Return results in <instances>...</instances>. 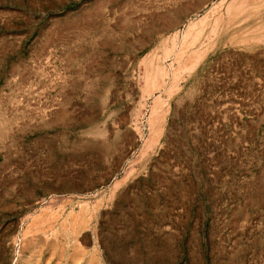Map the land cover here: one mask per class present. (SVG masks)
Here are the masks:
<instances>
[{"label": "rangeland", "instance_id": "rangeland-1", "mask_svg": "<svg viewBox=\"0 0 264 264\" xmlns=\"http://www.w3.org/2000/svg\"><path fill=\"white\" fill-rule=\"evenodd\" d=\"M0 264H264V0H0Z\"/></svg>", "mask_w": 264, "mask_h": 264}, {"label": "bare ground", "instance_id": "bare-ground-1", "mask_svg": "<svg viewBox=\"0 0 264 264\" xmlns=\"http://www.w3.org/2000/svg\"><path fill=\"white\" fill-rule=\"evenodd\" d=\"M255 5V4H254ZM233 6V5H232ZM240 6H242V5H240ZM236 7V6H235ZM254 8H255V6H253ZM258 6H256V8H257ZM255 10V9H254ZM239 15V14H238ZM230 19V18H229ZM193 27V26H192ZM194 29V28H193ZM189 30V29H188ZM191 30H192V28H191ZM254 31V30H253ZM252 31V32H253ZM188 32V33H187ZM186 33H185V37L184 38H186L187 36H186V34H189V32H190V30L189 31H187ZM255 32V31H254ZM191 34H192V32H191ZM190 34V35H191ZM190 35H188V36H190ZM195 35H196V33H195ZM192 36V35H191ZM193 36H194V34H193ZM195 38V40H196V36L194 37ZM192 40H194L193 39V37H192ZM187 42V41H186ZM193 42V41H192ZM254 42V41H253ZM191 43V42H190ZM189 43V44H190ZM187 45V44H186ZM173 53V52H172ZM175 53V52H174ZM170 54H171V51L168 53L167 52V55H166V57H169L170 56ZM180 55V54H179ZM179 57V56H178ZM176 60H178V59H176ZM150 61V60H149ZM151 63V62H150ZM153 65V64H152ZM149 66V65H148ZM151 66V65H150ZM149 66V67H150ZM179 70V69H178ZM159 76H161V78H166V77H169V72L165 69V68H161V70H160V75ZM156 77H157V75H156ZM156 77L154 76V74L152 75V74H149V73H146L145 75H144V77H143V83H142V86H143V90H144V92L146 93V95L147 96H149V95H151L152 93H153V91H155V90H158L159 88H161V86H162V82L161 83H157V80H156ZM176 76H173V78H175ZM179 77V76H178ZM166 82V81H165ZM171 85V84H170ZM164 87V86H163ZM170 87H174V85H172V86H170ZM171 89V88H170ZM173 90V89H172ZM172 90H170V91H172ZM167 91V90H166ZM169 91V92H170ZM154 104H155V106H157L158 105V102H159V100L158 99H155L154 101ZM161 102V101H160ZM152 107V110H151V120H150V128H151V130H150V135L151 136H154L153 135V133H154V124H155V114L157 113L156 112V107ZM155 119V120H154ZM158 120V119H157ZM156 120V121H157ZM154 121V122H153ZM149 123V122H148ZM156 129V128H155ZM159 130V129H158ZM157 130V131H158ZM160 133V132H159ZM149 135V136H150ZM156 135V134H155ZM157 138V137H156ZM152 139V138H151ZM147 140H148V138H147ZM150 141V140H149ZM154 142V141H153ZM148 146L150 147L151 146V144H150V142H149V144H148ZM147 149V148H146Z\"/></svg>", "mask_w": 264, "mask_h": 264}]
</instances>
